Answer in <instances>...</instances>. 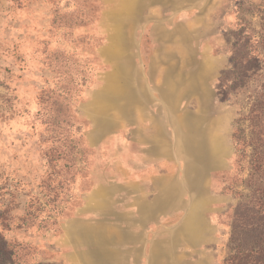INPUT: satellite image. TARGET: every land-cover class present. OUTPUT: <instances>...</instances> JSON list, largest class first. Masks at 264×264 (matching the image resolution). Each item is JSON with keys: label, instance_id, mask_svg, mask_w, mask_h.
<instances>
[{"label": "rangeland", "instance_id": "374dc122", "mask_svg": "<svg viewBox=\"0 0 264 264\" xmlns=\"http://www.w3.org/2000/svg\"><path fill=\"white\" fill-rule=\"evenodd\" d=\"M258 71L264 0H0V221L18 258L225 264L263 218L242 207L264 193L234 140Z\"/></svg>", "mask_w": 264, "mask_h": 264}, {"label": "trees", "instance_id": "16d2710c", "mask_svg": "<svg viewBox=\"0 0 264 264\" xmlns=\"http://www.w3.org/2000/svg\"><path fill=\"white\" fill-rule=\"evenodd\" d=\"M256 75L257 78L253 83L258 81L260 89L250 97L248 112L240 119L238 132L234 135L239 153L237 168L241 173L249 171V179H252L250 185L246 184L245 181H241V183L243 186L245 184L246 189H249L254 195L259 190L264 193V180L257 182L264 175V84H261V72L258 71ZM239 194L243 197L242 193ZM254 197H244V204L246 203V205L242 204V207L245 212L263 218L260 219L257 216V221L249 220V222L242 224L245 228L243 235L246 237L234 239L236 244L233 246L234 252L225 260V264H264V197L258 199ZM254 201L257 202L256 208L259 212H253L255 206L252 211L249 210V206ZM1 217L3 218L2 215H0ZM0 227H2L0 230V264H25L18 258V252L14 246H11L7 235L4 233L6 230L9 231L7 219L0 221Z\"/></svg>", "mask_w": 264, "mask_h": 264}]
</instances>
